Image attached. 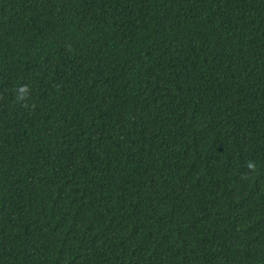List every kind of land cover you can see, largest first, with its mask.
Masks as SVG:
<instances>
[{
	"label": "trees",
	"instance_id": "1",
	"mask_svg": "<svg viewBox=\"0 0 264 264\" xmlns=\"http://www.w3.org/2000/svg\"><path fill=\"white\" fill-rule=\"evenodd\" d=\"M0 264H264V0H0Z\"/></svg>",
	"mask_w": 264,
	"mask_h": 264
}]
</instances>
